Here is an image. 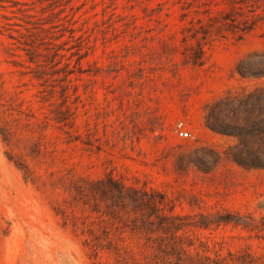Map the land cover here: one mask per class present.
Segmentation results:
<instances>
[{
  "label": "rangeland",
  "instance_id": "obj_1",
  "mask_svg": "<svg viewBox=\"0 0 264 264\" xmlns=\"http://www.w3.org/2000/svg\"><path fill=\"white\" fill-rule=\"evenodd\" d=\"M204 258L264 264V0H0V264Z\"/></svg>",
  "mask_w": 264,
  "mask_h": 264
},
{
  "label": "trees",
  "instance_id": "obj_2",
  "mask_svg": "<svg viewBox=\"0 0 264 264\" xmlns=\"http://www.w3.org/2000/svg\"><path fill=\"white\" fill-rule=\"evenodd\" d=\"M251 28H252V26L249 25V24H245V25H242V26L239 25V26H236V30L235 31L245 32V31L250 30ZM193 61H195V60H193ZM195 63L201 64V62H195ZM203 264H223V263L218 258H204L203 259Z\"/></svg>",
  "mask_w": 264,
  "mask_h": 264
},
{
  "label": "built area",
  "instance_id": "obj_3",
  "mask_svg": "<svg viewBox=\"0 0 264 264\" xmlns=\"http://www.w3.org/2000/svg\"><path fill=\"white\" fill-rule=\"evenodd\" d=\"M175 130L177 134L181 137H187L189 134L188 131L181 126V124H177V127Z\"/></svg>",
  "mask_w": 264,
  "mask_h": 264
}]
</instances>
